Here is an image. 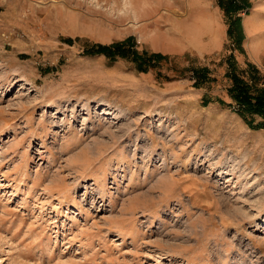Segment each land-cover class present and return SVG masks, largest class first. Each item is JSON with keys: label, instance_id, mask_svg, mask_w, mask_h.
Masks as SVG:
<instances>
[{"label": "rangeland", "instance_id": "rangeland-1", "mask_svg": "<svg viewBox=\"0 0 264 264\" xmlns=\"http://www.w3.org/2000/svg\"><path fill=\"white\" fill-rule=\"evenodd\" d=\"M134 1L0 0V264H264V128L226 76L233 54L264 86V29L246 28L261 0L237 13L241 47L225 16L208 54L141 51L152 8ZM129 37L161 58L86 52Z\"/></svg>", "mask_w": 264, "mask_h": 264}, {"label": "crops", "instance_id": "crops-1", "mask_svg": "<svg viewBox=\"0 0 264 264\" xmlns=\"http://www.w3.org/2000/svg\"><path fill=\"white\" fill-rule=\"evenodd\" d=\"M146 1L151 2L152 10L150 14H147L143 9L139 18L141 24L137 28V34L141 38V51L166 52L164 48L170 47L180 51L190 50L193 53L208 54L223 48L227 40V24L217 0ZM263 3L264 0L257 2L248 17L252 16ZM162 5L173 13L157 15ZM183 10L187 13L184 17L180 14ZM161 19H166L167 25L165 30L157 32V22H163ZM169 50L173 51V49ZM253 55L257 59L255 51ZM258 60L257 63H260Z\"/></svg>", "mask_w": 264, "mask_h": 264}, {"label": "trees", "instance_id": "trees-1", "mask_svg": "<svg viewBox=\"0 0 264 264\" xmlns=\"http://www.w3.org/2000/svg\"><path fill=\"white\" fill-rule=\"evenodd\" d=\"M219 5L225 12L226 20L229 25L228 34L233 45L241 47L244 39L241 28V19L237 13L242 8H249V0H218ZM131 42V44H130ZM133 38L129 37L123 41L111 44H97L86 49L88 54L107 55L111 60L118 57H127L135 61L139 70H146L154 63L155 58L161 55L140 52L133 48ZM228 70L226 76L231 80L228 87V94L231 98L229 105L234 106L236 111L243 117L245 122L253 129L264 128V86L260 83L261 71L253 64L248 62L246 67L238 65L233 54L227 57ZM194 70L197 80L195 86L201 87L209 80V68L200 67ZM207 95L203 96V103L207 104Z\"/></svg>", "mask_w": 264, "mask_h": 264}, {"label": "bare ground", "instance_id": "bare-ground-1", "mask_svg": "<svg viewBox=\"0 0 264 264\" xmlns=\"http://www.w3.org/2000/svg\"><path fill=\"white\" fill-rule=\"evenodd\" d=\"M140 2L141 3L144 2L145 4H147V1L146 0H140ZM129 3L131 5H133V4H135V1L134 0H129ZM135 16H136L137 19L140 17V15L138 13H135ZM132 24H134V23H132ZM135 26H136V24H135ZM246 28H247V31L249 33L250 32H254V31H258V32L263 31V29H264V19L261 16V14L260 13H255L254 15H252L251 17H249V19L246 20ZM254 47L256 48V51H258V49L260 47V44L257 43V42H255L254 43ZM193 194H190V195H193ZM194 203H195V201H194Z\"/></svg>", "mask_w": 264, "mask_h": 264}]
</instances>
